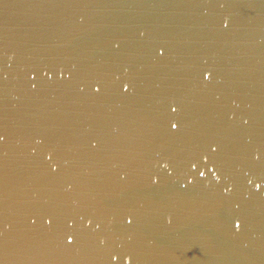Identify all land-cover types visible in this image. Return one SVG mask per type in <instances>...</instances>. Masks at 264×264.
<instances>
[{
	"label": "water",
	"instance_id": "water-1",
	"mask_svg": "<svg viewBox=\"0 0 264 264\" xmlns=\"http://www.w3.org/2000/svg\"><path fill=\"white\" fill-rule=\"evenodd\" d=\"M0 264H264V0H0Z\"/></svg>",
	"mask_w": 264,
	"mask_h": 264
}]
</instances>
